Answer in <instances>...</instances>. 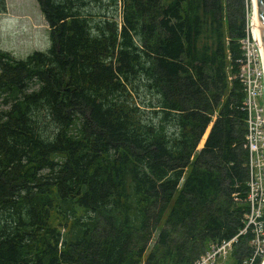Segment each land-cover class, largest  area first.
<instances>
[{
  "label": "trees",
  "instance_id": "16d2710c",
  "mask_svg": "<svg viewBox=\"0 0 264 264\" xmlns=\"http://www.w3.org/2000/svg\"><path fill=\"white\" fill-rule=\"evenodd\" d=\"M36 1L48 49H0V264H194L235 236L250 0Z\"/></svg>",
  "mask_w": 264,
  "mask_h": 264
},
{
  "label": "built area",
  "instance_id": "2783aa9c",
  "mask_svg": "<svg viewBox=\"0 0 264 264\" xmlns=\"http://www.w3.org/2000/svg\"><path fill=\"white\" fill-rule=\"evenodd\" d=\"M252 10L246 11L245 34L239 39L242 60L236 74L243 92L240 110L245 116L247 210L238 233L210 244L194 264H215L216 258L231 255L238 236L245 234L250 235L251 252L241 264H264V55L258 21Z\"/></svg>",
  "mask_w": 264,
  "mask_h": 264
},
{
  "label": "rangeland",
  "instance_id": "374dc122",
  "mask_svg": "<svg viewBox=\"0 0 264 264\" xmlns=\"http://www.w3.org/2000/svg\"><path fill=\"white\" fill-rule=\"evenodd\" d=\"M84 1L86 8L84 12L88 18L120 20V2L117 13L113 0ZM4 2L5 11L0 12V49L9 51L16 58H24L34 50H47L50 45L48 26L37 1L4 0ZM253 2L254 0H250L251 10ZM211 126L212 122L202 135L197 150L203 147ZM230 254L225 258H216L215 264H234L235 258H233L232 252Z\"/></svg>",
  "mask_w": 264,
  "mask_h": 264
},
{
  "label": "water",
  "instance_id": "95a60500",
  "mask_svg": "<svg viewBox=\"0 0 264 264\" xmlns=\"http://www.w3.org/2000/svg\"><path fill=\"white\" fill-rule=\"evenodd\" d=\"M257 15L256 19L259 25V32L261 36L263 55H264V0H255Z\"/></svg>",
  "mask_w": 264,
  "mask_h": 264
},
{
  "label": "bare ground",
  "instance_id": "6f19581e",
  "mask_svg": "<svg viewBox=\"0 0 264 264\" xmlns=\"http://www.w3.org/2000/svg\"><path fill=\"white\" fill-rule=\"evenodd\" d=\"M253 12H254V18L256 17V15H257V9H256V4H255V0H254V2H253ZM242 60V56L238 59V63H240V61ZM208 134V133H207ZM205 137H206V135H205Z\"/></svg>",
  "mask_w": 264,
  "mask_h": 264
}]
</instances>
